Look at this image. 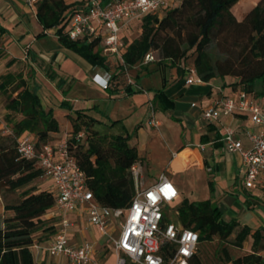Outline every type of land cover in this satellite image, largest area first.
<instances>
[{
  "label": "trees",
  "instance_id": "obj_1",
  "mask_svg": "<svg viewBox=\"0 0 264 264\" xmlns=\"http://www.w3.org/2000/svg\"><path fill=\"white\" fill-rule=\"evenodd\" d=\"M238 1L178 0L160 11L146 12L120 27L121 57L103 52V30L92 37L70 39L67 36L69 18L79 10L81 1L38 0L35 16L43 30L54 28L59 45L109 72L110 82L128 69L138 67L151 72L161 64L175 67L181 77L191 65L203 81L228 78L223 85L232 90L231 94L244 90L259 102L264 99V0H259L240 19L231 12ZM6 31L0 25V35ZM149 52H156L158 56L145 62ZM187 57H192L190 64L185 62ZM11 80L12 76L6 74L0 88ZM123 86L127 93L131 92L130 82ZM20 87L6 104L9 111L21 114V118L12 124L15 144L0 145V190L23 189L18 192L16 202L5 206L10 214L4 217V226L0 228V264H36L33 245L45 244L57 228L46 219L54 206L56 193L38 189L31 183L41 176L42 170L36 159L21 157L16 144L17 138L27 133L36 147L44 143L54 145L58 142L50 141L49 133L59 131V124L52 110H44L37 92L22 79L15 84V89ZM153 100L163 110L172 106L163 87L154 90ZM61 106L70 108L67 101L61 102ZM69 120L71 128L65 138L68 151L84 173L85 185L93 200L110 208L127 207L135 190L132 165L142 159L136 146L128 142L131 134L113 135L109 140L89 138L84 125L89 126L93 118L75 110V116H70ZM80 132L83 136L77 138ZM176 211V223L196 230L199 243L228 240L241 248L248 236L252 238L250 250L235 257L223 246L224 263L264 264L261 254L264 225L252 229L246 224L240 225L234 218L225 220L211 199L183 197ZM39 230L42 233L36 238ZM190 264H205L197 250Z\"/></svg>",
  "mask_w": 264,
  "mask_h": 264
},
{
  "label": "crops",
  "instance_id": "obj_2",
  "mask_svg": "<svg viewBox=\"0 0 264 264\" xmlns=\"http://www.w3.org/2000/svg\"><path fill=\"white\" fill-rule=\"evenodd\" d=\"M35 8L36 6H30L27 0H0V25L7 30L0 35V83L6 74L12 76L11 82L0 88V93L7 94L9 101V96L14 97L22 88L15 89V84L22 79L27 87L37 92L44 110L51 109L54 117L55 109L52 105L54 96L56 94L64 98L68 96L72 103L69 102L68 112H63L65 127L62 128L55 117L59 131L49 133L50 141L56 143L66 138V132L71 127L69 117L74 116L73 111L80 110L94 119L90 123L93 128L104 133L111 136L126 132L136 134L134 145L142 158L137 163L140 181L144 179L149 184L161 173H165L177 187L180 198L182 195L185 197L184 182L176 175L183 174L189 187L203 190L201 199L195 197L191 200L211 199L225 220L234 218L240 225L246 224L252 229L264 225V176L258 178L254 187H246L243 184L244 167L241 156L236 152L226 151L221 141L224 127L232 126L235 137L240 139L244 146H248L245 131H256L258 126L253 124L248 116L239 113L221 115L219 119L212 121H206L202 117V110L205 107L217 106L221 99L231 94L232 90L223 85L228 78L215 77L209 81L187 84L186 71L179 77L177 73L170 75L162 73L159 69L151 72L143 69L134 79H130V93H127L121 84H113V81L104 88L98 81L106 71L91 65L77 53L59 45L54 32L51 33L53 44L49 47L45 45L47 43L44 42V38L50 31L42 29L35 16ZM24 46L25 48L28 46L29 49L26 54ZM145 78L151 80L150 84L155 86L153 89L143 83ZM12 85L13 89L9 91ZM162 87L172 103V106L165 110L153 100L154 90ZM97 98H100L103 104L95 101ZM124 98H128V101H121ZM7 102L3 106L4 115L13 113L6 108ZM146 102L153 113L161 111L168 121L173 120L175 127H179L176 138L169 133L165 134L166 151L159 172L155 176L149 174L148 153L138 136L143 129L141 118L149 111L145 107ZM259 103L264 106V99L259 100ZM19 115L21 118V114ZM104 116L108 126L106 131L99 127L105 122ZM157 120L163 129L162 132L166 133L165 122ZM199 145H204V149ZM183 152L187 157L185 162L179 159V154ZM38 179L42 180L38 183V189H49L56 193L49 179L43 176L36 180ZM18 198L17 190H0V228L4 226V217L10 214L5 206L16 202ZM86 207V203H81L66 214V218L73 222V226L67 232L68 239L74 244L88 241L92 245L93 264H108L110 257L114 259L112 246L106 244L104 236L88 223ZM46 219L57 227L61 214L52 208L46 214ZM86 228L96 230V235L93 236L90 232L88 235L84 230ZM241 248L244 253L248 251L244 248V243ZM261 254L264 255V250ZM34 255L37 258L36 264H69L65 256H51L44 249L38 250ZM99 256H102L101 261L98 260Z\"/></svg>",
  "mask_w": 264,
  "mask_h": 264
},
{
  "label": "built area",
  "instance_id": "obj_3",
  "mask_svg": "<svg viewBox=\"0 0 264 264\" xmlns=\"http://www.w3.org/2000/svg\"><path fill=\"white\" fill-rule=\"evenodd\" d=\"M78 1H81L80 8L69 18L67 36L70 39L92 37L103 30V52L121 57L120 27L146 12L172 6L178 0ZM37 2L27 0L30 6H36ZM154 59V53L149 52L144 61ZM185 71L187 84L203 81L193 66L189 65ZM110 78L111 74L105 72L98 83L106 88ZM128 82L131 80L128 79ZM236 113L248 116L258 129L245 131L248 146L235 137L232 126L224 127L221 141L226 151L241 156L243 184L252 188L258 178L264 176V106L250 98L244 90H239L225 96L219 105L205 107L202 117L212 121L221 115ZM149 123L155 128L160 125L153 115ZM82 136L83 132H80L77 138ZM199 147L204 149V145ZM16 150L21 157L37 160L42 170L41 176L49 179L56 189L53 208L61 214L55 234L45 244L33 245L35 254L44 249L51 256H65L69 264H93L92 245L88 241L71 243L67 236L73 222L66 218V214L79 204L86 203L87 221L104 236L106 244H111L114 264H125L127 261L132 264H190V258L198 249V232L167 220V210L179 198L178 189L167 174L161 173L155 181L140 185L137 164H133L135 190L129 205L110 208L93 200L92 193L85 185L84 173L69 154L65 138L54 145L44 143L36 147L34 139L25 133L17 138Z\"/></svg>",
  "mask_w": 264,
  "mask_h": 264
},
{
  "label": "rangeland",
  "instance_id": "obj_4",
  "mask_svg": "<svg viewBox=\"0 0 264 264\" xmlns=\"http://www.w3.org/2000/svg\"><path fill=\"white\" fill-rule=\"evenodd\" d=\"M258 1L259 0H239L238 2H236L232 6L231 12L235 15V17L237 19L243 18L244 15L252 7H254L258 3ZM49 31H50V33H47V36L44 38V42L47 43V44H45V45H47V47H49V45L53 44L52 43L53 42L52 41V34L54 32V28H50ZM23 49H24V54L27 53L29 50V49L25 48V46L23 47ZM157 56H158V54L155 52L154 57L156 58ZM191 61H192V57H187L185 59V62L188 64H190ZM158 69L164 74L176 75L175 67H171L168 64L167 65L161 64V65H159ZM141 70H143V69L141 68ZM139 71H140V68H138V67L128 69V70H126L125 74L120 73L119 76H117V78H115L113 80V84H116V85L121 84L123 86L124 84H126L128 82V79H131V80L134 79V77L136 76L137 73H139ZM168 77H170V76H168ZM143 83L146 84V86H148V87L151 86L150 87L151 89H153V87H155V86H152V84H150L151 83L150 79L145 78ZM66 85H65V87H67ZM12 89H13V85L9 89V91ZM122 100L128 101V98L121 99V101ZM7 101H8L7 94L3 95L0 93V145H2V146H8V145L15 144L13 131H12V124L15 120H17L20 117L19 114L14 113V112L4 115L3 106ZM63 101H67V103L70 102V104L72 103L70 101V99L68 98V96L66 98H64V97H60L59 95L56 94V96H54V98L52 99V103H53L52 105L54 106V109H55L54 115L57 118V120L59 121L60 126L62 128L65 127L63 112L64 113L68 112V110L65 106L64 107L61 106V102H63ZM95 101L103 104V102L101 101L100 98H97V100H95ZM145 104H146L145 105L146 109H149V111H148V114L146 116H144V118H141V119H143V129H142V132L139 133L140 135H138V136L142 140V142H143L142 144L145 145V149L147 150L146 152L148 153L147 161L149 164V168H148L149 174L155 176L159 172V169H160V166L162 163V159L165 155V151H166V145H165L166 138H165V136L167 135V133H169L173 138H176L178 136V133H179V129H178L179 127L178 128L175 127L173 120L168 121V119H166L165 115L161 111H159L155 114L150 110L149 103L146 102ZM152 108H153V106H152ZM73 115L75 116V111H73ZM152 115L156 119H160V120L165 122L164 127H165V130L167 131L166 133L162 132L163 129L160 128V126H158L156 128H152L149 125L148 119ZM103 118L105 119L104 120L105 122L99 127L102 130L105 129V131H106L108 129V126L106 124V121H107L106 116H104ZM84 127H87V128H85V131H86V135H88L89 138H103L105 140H109L111 138V134L104 133V132L100 131L99 129L93 128L92 125H90V126L84 125ZM70 128L71 127H69V129L67 130V132H66L67 134H68ZM161 132L164 134H162ZM131 134H132V136H131V138H129L130 139L129 143L134 145L135 144L134 140L137 139V136L133 132H131ZM179 159L183 162H185L187 160V157H186L184 152L179 154ZM144 168L146 169L145 165H144ZM176 176L179 179H183L182 180L184 182L183 192H184L185 197H187L190 200L194 199L195 197L201 199L203 190H201L200 188L199 189L198 188L193 189V188L189 187V185L186 183L187 182L186 176L184 177L183 174H177ZM41 181H42L41 179H38V180L34 179L31 183L34 186L38 187V183ZM140 185H147V183L145 182L144 179H142ZM22 189L23 188L18 189L17 192H19V194H20ZM182 198H183V195L175 202V204L172 207H170L167 210V212H166L167 217L166 218L168 221L177 222L176 221L177 217H176V213H175L176 205ZM47 222L49 223L50 221H47ZM76 228L78 229V226ZM84 230L88 235L91 233L93 236H95L97 233L96 230L91 229V228H86ZM41 233H42V231L39 230L38 232H36L35 237L37 238V236L40 235ZM77 234H78V230H77ZM231 239H232V236L230 237L229 240H231ZM251 242H252V238L250 236H248L244 241V248L248 249V251L250 250ZM262 244H264V240H262ZM223 246L226 247V249L229 251V253L234 257L244 253L242 251V248H238V247L231 245L230 241L227 240L223 243H219L217 239H214L212 241H205V242L199 243L197 251L200 253V256H201V258L205 264H232L230 262H228V263L223 262L224 255L221 251ZM104 252L106 253L108 251H104ZM34 258H35V261L37 262V258L35 257V255H34ZM98 260L101 261L102 256H99ZM113 260H114L113 257H110L108 264H112L114 262Z\"/></svg>",
  "mask_w": 264,
  "mask_h": 264
}]
</instances>
